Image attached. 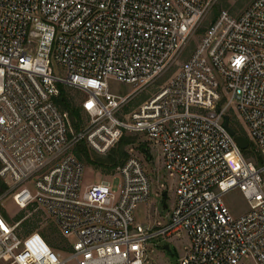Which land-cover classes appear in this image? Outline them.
Listing matches in <instances>:
<instances>
[{
	"label": "built area",
	"instance_id": "obj_1",
	"mask_svg": "<svg viewBox=\"0 0 264 264\" xmlns=\"http://www.w3.org/2000/svg\"><path fill=\"white\" fill-rule=\"evenodd\" d=\"M218 2L0 0V206L10 197L43 211L66 244L60 254L0 208V264H145L149 246L182 234L178 264H264V0L221 11L166 84L129 108L178 65ZM67 88L85 95L78 131L56 101ZM226 116L244 126L255 160ZM125 135L141 139L113 178L86 184L79 144L106 154ZM141 144L176 181L172 210L152 224L136 215L152 197ZM236 189L250 205L239 217L225 200Z\"/></svg>",
	"mask_w": 264,
	"mask_h": 264
},
{
	"label": "rangeland",
	"instance_id": "obj_2",
	"mask_svg": "<svg viewBox=\"0 0 264 264\" xmlns=\"http://www.w3.org/2000/svg\"><path fill=\"white\" fill-rule=\"evenodd\" d=\"M253 1L254 0H219L213 12L211 13L209 19L206 21L202 29H200V31L197 33V35L194 37L192 42L187 47L178 65L174 67L163 79L158 81L154 86H152L147 91L137 96L134 99L131 106L129 107L130 110L139 107L143 102H145L150 97H152L176 73L179 64L190 58L195 48L199 45L201 41V37L206 31V27L212 22V20L217 18V16L221 11L227 10L233 16H239L245 11L246 8H248L251 5ZM110 85L112 91L118 94H126L132 90L131 85L120 83L117 81H111ZM66 95L72 101L73 105L76 108H79V104H81V102L85 98V95L83 93L73 88H67ZM76 124L77 123L73 122L74 128ZM80 125L81 128L84 127L85 121L82 120V123ZM231 126L234 128L236 132L237 131L242 132L245 130L244 126L238 120L237 121L232 120ZM139 138L137 137L136 140L137 142ZM119 144L115 148H112L106 154H98L97 152L88 148L90 154L89 156L92 160H97L100 158H108L110 156L117 159L118 157L115 151L118 149ZM132 144H135V142ZM130 145L131 144L124 147V150L127 153V158L129 157L128 149ZM256 150H257L256 147L254 148L253 144L251 143L249 149L242 150V152L247 158L255 160ZM159 154L160 153L158 152L157 153L154 152V154H152L153 156L151 161H149L143 153L138 154L139 158L144 164V167L152 183L151 199L146 203L140 204L136 210L138 221L144 224L154 223L160 217L159 213L161 210H166V212H170L175 203L176 181L174 179L169 178V175L164 167L163 159L160 158ZM85 165H86V173H85L86 184L98 183L103 180L112 179L116 173V170H114L113 172H107L101 167L98 168L96 166L89 165L87 163H85ZM114 182H115V186L119 185L120 178L116 179ZM161 184L166 185V189L164 191H168V199H165L163 197L164 191L161 192L163 189ZM225 200L227 205L230 207L233 215L236 217L244 215L250 210V205L246 197L244 196V193L240 189H236L228 193L225 197ZM165 202L168 205V208H165L164 206ZM0 208L3 210V212L8 213L10 215L9 218L11 222L18 221L19 220L18 217L23 215L22 217L24 219L23 222L24 228L22 230L23 233L29 231H39L40 233L43 234L45 232L47 233L50 242L55 246H57L58 248L62 249V247L66 245L65 240L63 236L60 234L59 230L55 227H53L52 229L53 225L43 211L37 210L33 213L22 211L21 209L15 206L14 202L10 197H8L6 200H4V202H2ZM166 245H169L172 248L175 245L178 249V252L181 255H184L186 252V247H189V239L185 234H182L180 237L173 236L170 238H162L157 240L151 246H149V251L147 253L145 264H178V256L176 254L170 255L168 251L164 249ZM56 250L60 254H63V252L59 251V249L56 248ZM242 264H253V263L250 260H245Z\"/></svg>",
	"mask_w": 264,
	"mask_h": 264
},
{
	"label": "trees",
	"instance_id": "obj_3",
	"mask_svg": "<svg viewBox=\"0 0 264 264\" xmlns=\"http://www.w3.org/2000/svg\"><path fill=\"white\" fill-rule=\"evenodd\" d=\"M56 101L58 102V104L61 106L62 109L64 110H68L70 112L72 121L74 123H77L75 125V129L78 131L81 129V123H82V115H81V109L76 108L72 101L67 97L66 95V90H62L61 95L56 99ZM237 133L247 136L244 131H240ZM137 137L136 136H129V135H125L121 141L120 144L118 146V149L115 151V153L117 154V159L110 156L108 158H100L97 160H92L90 158V154H89V150L88 147L86 146L85 142H82L81 144H79V146L76 149V154L78 155V157L84 161L85 163L89 164V165H93L96 167H101L103 168L105 171L107 172H113L114 170H116L121 164H123L126 161L127 158V153L124 150V147L132 144L134 142H136ZM251 143L253 144L254 148L255 145L254 143L251 141ZM250 143V144H251ZM141 148H144V145H141ZM6 185L1 181L0 179V195L1 193L6 189ZM23 217V215L19 216L18 219L20 220ZM43 235L47 238L48 242L54 247V248H58L57 246H55L54 244H52L48 238L47 233H43Z\"/></svg>",
	"mask_w": 264,
	"mask_h": 264
},
{
	"label": "water",
	"instance_id": "obj_4",
	"mask_svg": "<svg viewBox=\"0 0 264 264\" xmlns=\"http://www.w3.org/2000/svg\"><path fill=\"white\" fill-rule=\"evenodd\" d=\"M225 119H226V121H225V125H226V127L229 129L230 133H231L233 136H235V139H236V142H237L238 146H239L242 150L249 149V147H250V145H251L249 139H248L246 136L237 133L234 129H232V128L230 127V125H229V122H230V118H229V116H226ZM142 153L147 157V159H148L149 161H151V159H152V154L150 153L149 148L144 147V148L142 149ZM259 160H260V162H263V157L260 156V157H259ZM163 197H164L165 199H168V191H164V192H163ZM164 206H165V208H168V205L166 204V202L164 203ZM164 249L167 250L168 253H169L170 255H174V254H176V255L178 256V252L176 251V247L173 246V248H172V247H170L169 245H166V246L164 247Z\"/></svg>",
	"mask_w": 264,
	"mask_h": 264
}]
</instances>
